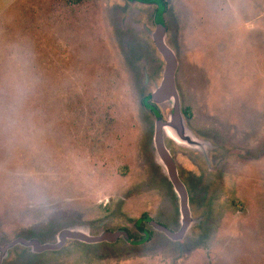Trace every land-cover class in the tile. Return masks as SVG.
Wrapping results in <instances>:
<instances>
[{
    "label": "rangeland",
    "instance_id": "obj_1",
    "mask_svg": "<svg viewBox=\"0 0 264 264\" xmlns=\"http://www.w3.org/2000/svg\"><path fill=\"white\" fill-rule=\"evenodd\" d=\"M163 1L165 10L0 0V247L53 244L68 228L95 237L125 222L138 239L130 224L143 212L179 230L178 199L156 159V118L142 103L163 71L153 19H164L165 42L178 51L180 108L195 115L185 125L224 150L222 180L190 196L193 223L180 241L148 229L136 247L123 238L68 240L40 254L15 246L1 264H264V0ZM22 60L28 88L16 97ZM155 106L166 119L169 104ZM163 142L185 187L188 170L202 176L199 151Z\"/></svg>",
    "mask_w": 264,
    "mask_h": 264
},
{
    "label": "water",
    "instance_id": "obj_2",
    "mask_svg": "<svg viewBox=\"0 0 264 264\" xmlns=\"http://www.w3.org/2000/svg\"><path fill=\"white\" fill-rule=\"evenodd\" d=\"M150 37L157 53L161 56L163 62V71L159 84L150 94V100L154 104H169V115L164 121H156L154 130V148L157 162L165 170L166 176L172 186V190L178 199V210L180 214V228L177 232H172L167 228L152 223V229L164 234L172 241H180L184 238L189 226L193 223L190 218L188 204V195L185 186L180 181L177 168L170 152L165 148L163 137L166 136L176 146L190 150L207 152L210 145L207 141H201L195 137L190 129L185 125L181 115L180 101L175 87V73L177 70V61L174 52L165 42L166 27L164 24L156 25L154 32ZM123 232H105L99 236H89L80 228H68L60 231L56 236V242L40 243L37 240H24L17 238L8 244L0 247V264L7 256L10 249L15 246L29 248L32 253H43L47 251L60 250L66 241H78L86 244H97L101 242H114L118 238H124Z\"/></svg>",
    "mask_w": 264,
    "mask_h": 264
},
{
    "label": "flooded vegetation",
    "instance_id": "obj_3",
    "mask_svg": "<svg viewBox=\"0 0 264 264\" xmlns=\"http://www.w3.org/2000/svg\"><path fill=\"white\" fill-rule=\"evenodd\" d=\"M126 1H128L129 3L145 4V3H142V2L137 1V0H132V1L131 0H126ZM153 21L155 22V26L158 25L157 22H156V20L153 19ZM162 21L163 22H161V23L165 25L164 19ZM165 27H166V25H165ZM155 51H156V49H155ZM172 51L175 54L176 61H177V67H178V64H179V56L177 54L178 51H174V50H172ZM156 53H157V51H156ZM157 55H159V54L157 53ZM159 57L161 58L160 55H159ZM161 62H162V59H161ZM177 70H178V68H177ZM177 70H176V73H177ZM145 79H147L146 76L143 78V80H144L145 84L147 85L148 82H146ZM175 82H176V75H175ZM150 94L147 96L149 99H150ZM147 97L143 98V100H142V103L145 106V108L154 116V118H156V121H164L165 120V118H164L165 116H163V114H161V112L158 111V109L156 108V106H155L154 103L153 104H150V103L147 102ZM180 107H182L181 104H180ZM168 115H169V111H168V113L166 115V118H167ZM181 115H182L183 119L185 121H187V124L189 123V121H191L192 119L195 118L194 112H193V110H191V106L187 107L183 112L181 111ZM189 128H190V131L195 135V137L197 139L199 138L201 141H207L209 143L211 149L209 150L210 152H204V153L200 152L201 153V159H202V162H203L204 167H205L202 176L201 175H195V174H193L191 170H188L187 171V174L189 175L188 176L189 177V180L187 179L186 182L188 183V181H190L189 182L190 184L188 183L187 184L188 186L186 185V187H185L186 188V191H187L188 198H189L188 199V202L190 200V196L192 197L194 192L196 194H200L202 196L206 191L209 190V188L212 185L211 183H213V181L220 182L222 180V178H223V176L225 174L224 173V169H225L224 167L226 166L225 161L227 160V158L225 157V155L222 154L224 150H222V147H220L219 142H215L214 141L216 144H213V141L212 140L203 139V138L199 137L195 133V131L193 130V128H191L190 126H189ZM198 132L204 133L203 130H201L200 128L198 129ZM214 132L218 133L217 131H212L211 133H214ZM188 151H190V150H188ZM186 153H187V151H186ZM238 158H240V156H238ZM240 159L249 161L252 158H250V157H246V158L245 157H241ZM255 159H256V157H255ZM177 173H178V177H179V173H180L179 170H177ZM221 176H222V178H220ZM164 218H166L165 219L166 222L167 223H170V224L173 222V219H175L174 217H172L170 215H168V217L166 216ZM125 223L126 224H125L124 227H120L116 231V232H123V233H125V237L123 238L125 240V242L128 245L134 246V247H136L137 245H140V244H142V245L145 244L146 242L137 243L138 241L141 240V238L134 239L133 236H132V234L130 233V235L132 236V238H131V236L129 235V232L127 230L128 229L127 228L128 227V224H127L128 222H125ZM152 223L159 224V225L167 228L168 230H170L163 223H161L160 221L155 220L154 218H152L151 216H148L147 214H144V212L141 213V215L139 216V218H137L136 220H134L130 225H131L132 228H134L137 231L138 234L140 233V234H142V236H147V235H150L151 236V231L150 230L152 229V226H151ZM170 224H169V226H170ZM138 229H143V230L140 231ZM148 229H150V230H148ZM158 233H160V232H158ZM160 234H162V233H160ZM162 235H164V234H162Z\"/></svg>",
    "mask_w": 264,
    "mask_h": 264
},
{
    "label": "clouds",
    "instance_id": "obj_4",
    "mask_svg": "<svg viewBox=\"0 0 264 264\" xmlns=\"http://www.w3.org/2000/svg\"><path fill=\"white\" fill-rule=\"evenodd\" d=\"M27 61L22 60L18 64V75L13 78L10 88L16 97L23 96L28 88V82L26 79Z\"/></svg>",
    "mask_w": 264,
    "mask_h": 264
},
{
    "label": "trees",
    "instance_id": "obj_5",
    "mask_svg": "<svg viewBox=\"0 0 264 264\" xmlns=\"http://www.w3.org/2000/svg\"><path fill=\"white\" fill-rule=\"evenodd\" d=\"M72 2L74 3H77L79 0H71ZM132 1V0H131ZM137 1H140L142 3H145L147 5H156L157 7H161L163 10H165V3L163 0H137ZM163 22V21H161ZM150 99L147 97V102L149 101ZM148 105V104H147ZM140 231H142L143 229H138ZM130 235V233H129ZM131 236V235H130ZM150 235H147V236H141V240L138 241L137 243H143V242H147L149 239H150ZM132 238V236H131ZM127 244V243H126Z\"/></svg>",
    "mask_w": 264,
    "mask_h": 264
}]
</instances>
